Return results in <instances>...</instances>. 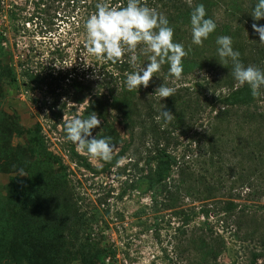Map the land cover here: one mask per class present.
Here are the masks:
<instances>
[{
  "label": "rangeland",
  "instance_id": "374dc122",
  "mask_svg": "<svg viewBox=\"0 0 264 264\" xmlns=\"http://www.w3.org/2000/svg\"><path fill=\"white\" fill-rule=\"evenodd\" d=\"M209 1L220 31L203 47L191 43L186 14L157 7L188 52L162 101L150 94L167 64L129 91L127 74L146 55L137 50L136 69L87 55L97 0H0V264H264V95L249 111L222 101L243 86L215 43L231 31L228 11L247 12L250 0ZM236 36L242 62L264 69L259 37ZM164 104L171 122L157 120ZM92 111L93 136L103 128L117 145L110 162L66 138V121Z\"/></svg>",
  "mask_w": 264,
  "mask_h": 264
},
{
  "label": "clouds",
  "instance_id": "9594fccd",
  "mask_svg": "<svg viewBox=\"0 0 264 264\" xmlns=\"http://www.w3.org/2000/svg\"><path fill=\"white\" fill-rule=\"evenodd\" d=\"M192 0H189L191 6ZM96 11L85 22V49L89 56L97 61L117 62L125 53H130L129 63L137 68V50L147 56V63L129 72L126 87L129 91L148 88L154 76H158L162 66L168 65L167 76L163 84L154 94L163 101L173 97L175 89L167 86V79H180L183 73V58L188 52L182 43L174 42V27L166 15L143 4L141 0H126V5L111 4L109 0H97ZM255 21L264 20V0H257L250 12ZM191 43L203 47L204 42L216 31V21L209 17L203 3L192 8L189 19ZM252 28L259 36V43L264 44V25L253 23ZM217 61L229 68L237 86L247 85L253 98L264 95V69L245 65L241 60V53L233 47V39L228 35L216 37ZM190 50V49H189ZM84 67L93 64L87 62L86 56H81ZM55 67L59 68L56 63ZM70 67V66H69ZM160 77V76H158ZM175 115L166 110L164 104L157 120L171 122ZM101 125L98 114L92 111L86 118L79 115L67 120L65 132L67 140L76 145L78 151L86 152L90 158L110 162L117 145L111 137L97 134L93 136V129ZM26 175V174H21Z\"/></svg>",
  "mask_w": 264,
  "mask_h": 264
},
{
  "label": "trees",
  "instance_id": "16d2710c",
  "mask_svg": "<svg viewBox=\"0 0 264 264\" xmlns=\"http://www.w3.org/2000/svg\"><path fill=\"white\" fill-rule=\"evenodd\" d=\"M164 2H166L165 6H164ZM210 2H205L204 3V0H192V3H191V6L189 5V1L188 0H184V3H183V0H149L148 2H145L143 4H146L147 6L151 7V8H154L155 10H157V7L158 6H164V7H172L174 10H175V13L176 12H183L184 14H186L188 16V18L190 19V13L191 12H188V13H185L184 11L185 10H191L192 11V8L195 7L196 5L198 4H201L203 3L205 5V8H206V11H207V14L209 17H211V13H210V10H209V6H210ZM257 0H250V8L248 9L247 12L239 9L238 5L237 7H234L233 9H230L228 11V18L230 20H228L229 22L227 23V25H225L222 30H235V32H227L228 36H231L232 39H233V47L235 50H238L240 53H241V60L243 61L244 60V56L246 55V52H247V47L245 46V44H242L240 46V44H237V41L238 40H241L240 37H237L236 35L241 33V32H244V34H251L253 37L252 38H248L247 41L249 42H256L257 39H258V34L255 33V31L253 30L252 28V24L253 23H258V24H261V25H264V20H260V21H255L254 18L251 16L250 12L251 10L253 9V7L255 6ZM116 4H120L122 6L126 5V0H119L117 1ZM209 4V6L207 5ZM243 12V13H242ZM182 13V14H183ZM237 25L234 26V25ZM218 28H220L219 26H217ZM245 29V30H244ZM216 31H220L219 29H216ZM218 34H224V33H218ZM253 43V42H252ZM190 44V43H189ZM249 45V43H247V46ZM250 47V45H249ZM253 46H251L252 48ZM139 50V49H138ZM193 53V55H192ZM197 53H200L199 51L195 49H191L190 50V53L188 55L187 58H189V62H192L194 58H197V56H194L195 54ZM202 54H200L201 56ZM138 56V60H141V56L140 55H137ZM126 60L125 62L123 60ZM128 61L126 59L125 56H123L120 60H118L117 62H114L116 65H119V64H122V66H127L128 64ZM232 85V84H231ZM229 90V93L226 94V95H222V101H224L225 103L227 104H231L232 106H237L238 109H245L247 111H249L248 109H250L254 103H255V98H253V96L251 95V91L250 89L247 87V85L243 86V87H234L232 86L231 88H228ZM248 120V119H247ZM160 157L165 160H171V158L165 154V153H162L160 154ZM161 171V170H160ZM160 182H162L163 180H165L168 176L166 175L165 172H160ZM152 186L154 187V185L152 184Z\"/></svg>",
  "mask_w": 264,
  "mask_h": 264
}]
</instances>
